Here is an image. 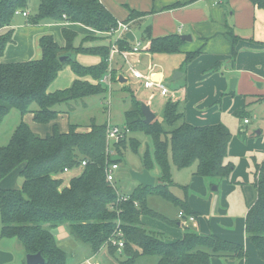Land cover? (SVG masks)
<instances>
[{"label": "trees", "instance_id": "trees-1", "mask_svg": "<svg viewBox=\"0 0 264 264\" xmlns=\"http://www.w3.org/2000/svg\"><path fill=\"white\" fill-rule=\"evenodd\" d=\"M37 2L36 14L27 20L29 25L76 23L100 34L118 26V20L100 0ZM251 2L264 7V0ZM31 4L32 0H0V56L14 43L12 26L17 12H27ZM141 15L132 10L124 22L129 23ZM62 34L66 42L63 47L53 36L40 39L42 57L38 60L0 64V125L12 109H17L22 119L9 143L0 146V182L17 169L21 170L23 178L20 189L0 188L1 237L16 239L25 255L40 252L45 264H68L69 260L55 246L52 231L64 223L70 224L74 233L91 245L94 254L107 247L119 264H136L143 257L155 258L156 264H212L213 258L232 262L246 259L247 252L242 245L213 234H202L184 227L182 239L166 242L156 232L148 230L142 217L172 223L147 206L149 195L161 196L178 206L185 215L196 214L187 198L179 199L166 190L164 184L145 189L140 187L129 194L127 200H119V194L107 182L106 171L110 165L121 162L128 139L110 146L108 124L98 126L92 123L88 126L89 132H79L83 126L71 124L65 134L55 125L52 134L41 137L23 121L24 116L31 113L35 122L48 124L61 113L59 106L80 101L76 105L85 106V99L107 93L106 87L100 83L93 85L82 79L90 76L100 81L107 74L110 48L78 47L75 45L78 37L75 31L64 27ZM231 36L232 57H235L237 38L233 32ZM90 38L96 39L94 36L86 39ZM184 43L180 35L173 34L150 39L144 48L154 55H175L181 53ZM117 45L121 50L129 51L133 43L125 37ZM100 51H103L102 62L98 66L78 64V54L100 55ZM201 54L202 51L186 53L181 69L186 70ZM62 56L68 59L61 62ZM66 65L72 67L79 79L68 89L50 93V85ZM220 65L216 64L211 70L218 71ZM236 115L241 117L242 113ZM125 126L133 134L144 133L151 137L154 161L161 169L164 182H170L172 165L177 170L195 166L194 175L216 187L228 181L234 171V164L228 161L232 134L227 127L223 124L194 126L187 123L176 101L167 102L163 122L156 118L146 124L141 102L132 97L125 112ZM131 146L137 149V145L131 143ZM143 160L145 169L151 171L154 162L150 156L145 155ZM83 161L86 166L82 174L72 179L69 187L62 188V181L56 176L65 169L81 167ZM255 178L257 199L248 210L245 230L259 257L264 260V162L256 165ZM112 207H118L119 214ZM179 226H184L182 221ZM113 240L124 242V255L118 254L117 247L111 243Z\"/></svg>", "mask_w": 264, "mask_h": 264}, {"label": "crops", "instance_id": "crops-1", "mask_svg": "<svg viewBox=\"0 0 264 264\" xmlns=\"http://www.w3.org/2000/svg\"><path fill=\"white\" fill-rule=\"evenodd\" d=\"M100 1L112 13V15L117 20H118L117 12L114 10L115 6L116 8L119 7L120 10H121V7L123 6L125 7V14L122 17V20H125V21L128 19L130 12L132 10L140 12V13H146V15L142 17V19H134L131 22L127 23L129 27L131 26V24H141L143 21H146L147 19H151L155 13L154 11H149L148 9H146L147 7H141L136 0H100ZM209 1H211L210 4H208ZM230 1H233V0H194V1H191L190 3H186L185 6L191 7V6H197L199 4H208V7L210 8L209 10L210 12H207L205 17L207 19V24L209 23L210 25V24H213V16L215 15L214 12H217V9L220 7L221 4L222 6H225L224 4L226 3L227 4L226 6H228L230 4ZM241 1H243L244 3V12L246 13V17L248 19V24L250 28L248 29L240 28V29L250 30V33H252L253 36H248L246 34L245 35H238V34L235 35V37L237 38V41L235 43V47L237 51L236 56L232 57L233 38L232 36L229 37L227 35L228 30H226L227 28L229 29L231 25L229 24L228 19L226 18L227 16L226 9L223 8L226 16H225V24L223 25L222 31L216 34L215 36H213L212 38L206 39V40L201 33H198V37H200V41L204 42L205 45H207L205 41H209V40L229 38V40L231 41V45L229 46V48L231 47V50L227 51V55L225 56V58L222 60H218L211 67L212 69L216 64L220 63L221 65L218 71L214 72L210 70L209 73H207L208 71L206 73L203 71V75L201 74V76L199 77L201 78V80L197 82L196 84L195 82H192L189 85H188L187 77L189 76V67L191 65L188 66L186 71H183L181 69L182 65L177 66V69H175L174 71V72H180L182 75L178 76V79L174 81L176 84H179L177 89L175 90L169 89L170 94L166 98H169L168 101L171 100V101L178 102V104L180 105V109L184 115V120L187 123H190L194 126H209V125L223 124V123H218L217 120L209 121L206 117L213 111L214 113L217 112L215 111L216 109L218 108L222 109V106L226 103L225 102L226 100H229L231 102L232 98L227 97V96L233 95L234 91L238 87L241 86L242 82H244L243 89H242L243 95H240L237 98H235L234 107L232 108V111H231L233 116L238 117L236 113H242V115L243 114L250 115L248 111L251 108L254 109V108H257V106L259 105H264V38L262 37V35L260 36L257 35L258 34L257 25L264 23V10L259 9L257 6L252 4L250 0H241ZM146 2H148V0H146L145 3ZM27 12H28V16L26 17L23 16L25 17L26 24L25 26L21 27V31L18 32L17 34H16L17 28L13 24L12 29L15 30L14 43L8 46L3 56H0V64L26 62L30 60L40 59L42 57V51L40 48L39 41L43 36H53L54 40L61 47L65 46L66 42L62 34V29L64 27L72 31H75L78 36H85L86 38L94 36L96 37L95 40H101L104 38L106 39L107 37L81 24H76V23H67V24L66 23L65 24L44 23L42 25H37V26L29 25L27 23V20L31 16V9L29 8ZM209 13H211V16L209 15ZM238 20L239 18H237V21L235 20L236 24ZM253 20L255 21L254 31H252V28H251V23L253 22ZM14 23H15V20H14ZM232 29L234 31V28ZM143 30L147 32L148 36H150V30L152 29L143 28ZM130 31H131V27H130ZM141 31L142 30H140V32ZM131 32L133 33V31ZM176 34L180 36H182V34L184 35L183 31L179 33L178 30ZM133 35L135 37V41H138L137 35L134 33ZM142 35L144 36V34ZM111 38H112V41L110 42L109 45L106 46L108 48H110L109 46L115 40V38L113 37ZM150 39L151 37L149 38V40ZM85 41H92V40L85 39ZM190 42H192V40L185 41V43H190ZM131 43H133L134 45V42H131ZM146 44L147 42L145 43V45ZM143 50H142L143 52L141 51L139 53V54L141 53L143 54H141L140 56H138L139 54L135 55L132 58V60L135 57L136 58L139 57V60H137V63L139 64L143 62V59H142L143 57H147L148 61L146 63L144 62L143 63L147 64L145 67H151V69L149 71H146L145 74L152 77V79L155 81H163L161 80V78H166V72H164L162 75L160 74L156 75V77L153 75V65H154L156 55L149 53L147 51V48H144ZM181 53H183L184 55V58H183V61H184L185 54L188 52L181 51ZM83 54L84 53H80L76 56L77 62L81 66L94 67V66H98L102 62L101 56L94 55L95 57H92V58H95L96 61L94 63L93 62L86 63L85 61L87 58ZM203 54L204 52H202L201 55ZM118 58L119 57L117 56L115 59L114 67L116 66V64L117 65L120 64L117 60ZM227 70H230V71H227ZM234 78L238 80L236 89L229 92L228 91L230 90L229 83ZM78 79L79 77L75 74L72 67L69 65H66L59 72L56 80L50 85L48 91L50 93H54L56 91L68 89ZM82 80H86L93 85H97L99 83V81H96L92 79L91 77L90 78L85 77ZM163 82L166 84L165 81ZM193 88L195 92L194 94H191L193 93ZM147 90H151V89H147ZM107 95H108V92L105 94V96ZM210 95L212 96L209 97ZM210 109H213V110L210 111ZM60 111L61 113L58 115L57 119L55 121L48 123V125L50 124L49 125L50 128H49V132L46 135H42L40 133L39 127L32 125L33 123H36L37 125L39 124L34 121L33 114L31 113L26 114L23 118V121L30 127L33 133L41 137H46L47 135L52 134L53 127L55 125H57L61 133L65 134V133H68L69 126L71 124L68 125L67 130L61 127L59 128V125L65 118L66 119L70 118V113L69 111H63V110H60ZM193 113H195L196 118H194ZM238 118H243V117L241 116ZM249 118L250 116L248 118L244 117L243 122L245 119H249ZM256 118L258 119L257 114H255V119ZM260 120L264 122V113H261ZM250 124L251 122H249L247 125H250ZM39 125H42V124H39ZM124 125H125V122H124ZM89 130L90 129L88 128V126L84 128L81 127L78 129L79 132H89ZM242 132H247V131H242ZM258 132H260V134H258ZM263 135H264V128H258L254 132V134H250L249 136L246 135L245 137H248V139H250L248 141H245L243 137L242 138L240 137L241 140H237L236 142L235 138L233 139V135H232L233 141H231L230 143L228 161L233 163L235 168H234V171L232 172L230 179L228 181L222 182L220 186L217 187L216 191H214L213 189L210 190V187H212V182H209L208 180H205L202 177L194 175L195 170H196L195 166L186 168L183 170H177L172 165V169H175L177 172L186 171L189 173L188 174L189 179L187 178L188 179L187 181L189 182L190 185L189 184L183 185L178 182L177 183L174 182L177 185V188H180V189L183 188L185 191L191 188L194 191H196V194L197 192L199 193L197 194V197H200V198L196 199L194 197L189 198L188 194L187 195L183 194L182 196V195H175L173 192V194L179 199L184 200L185 198H187V202L191 210L196 214L195 224H198V226L194 225V223H191L193 224L192 226L202 234H207V235L213 234L228 242L242 245L246 249V252H247L246 259H241V260L232 262L225 258H213L212 264H230L231 262L233 264H264V260L259 257L256 248L250 241L249 237L246 234V230H245V221H246L248 210L255 204L256 199H257V192H256L255 185H254L256 181L255 167L256 165L262 164L264 162V159L260 163L256 162V159H255L254 165H253L251 164L250 157H254L252 156V154L255 151L262 152L263 147H264L262 143L263 138H260V143L258 141L256 143L255 141H256V138H258V136L262 137ZM236 143L240 145V150H241V154H240L241 160L239 159L237 163H235L234 161L236 158H239L236 153V150L234 149V146ZM144 168L145 167L142 163V167L139 170H137V172H141L142 170H144ZM83 170H84V167L71 169V170H68L67 172L57 175L56 178L62 181V188H67L70 186L71 180L79 177L82 174ZM15 173L17 176L19 175L21 177L20 169H18V171H16ZM15 173L13 172L11 175H9L8 177L2 180V182L0 183L1 189H14V187H7V185L10 184V181L12 180L14 181ZM139 185L140 184L138 183V187ZM155 186H156V182H155ZM135 189L133 191H135ZM221 190L223 191L222 196L216 197L215 196L216 194L213 192L219 193ZM238 190H242L240 193L243 197V201L245 202V214L243 215V217H238L233 221L232 220L228 221L227 220L228 214H225L224 215L225 219H224L223 224L227 227L219 225V223L217 222V219L221 218V215H219V212L225 211L223 210L224 201L226 200L228 202L232 198H235ZM224 191H227L226 194H228L226 198L223 196L225 195ZM124 196H128V195H124ZM201 198L202 200H200ZM210 210L212 211V213L214 212V214L211 215ZM180 211L178 212V224H177L178 226L180 224V218H179ZM153 220L158 222V219H153L150 217H142V222L146 228L147 227L153 228L151 225V221L153 222ZM167 225L170 226L169 224ZM1 227H2V223H1V215H0V264H12L13 256L9 252L5 251L4 249H6L9 246L8 245L9 241L17 242V240L10 239V238H2L1 237ZM153 229H156V228H153ZM168 231H169L168 233H171L170 230ZM160 232H162L165 236H167V239H165L166 242H176L182 239L184 235L183 231H181L179 235L176 232V236L178 235V237H176L177 238L176 241H173V238L167 235L168 233L163 232L162 230ZM176 238H174V240ZM17 248L20 249L18 246V242H17ZM105 251L107 252V254L109 253V255L111 256L112 259L109 258V261L112 264H119L115 256H112L110 254L107 247H104L96 254L98 255V257H101V255L105 253ZM24 254L25 253L20 251L17 257V264H26V258ZM119 255H122V254H119ZM68 264H69V261H68Z\"/></svg>", "mask_w": 264, "mask_h": 264}, {"label": "rangeland", "instance_id": "rangeland-1", "mask_svg": "<svg viewBox=\"0 0 264 264\" xmlns=\"http://www.w3.org/2000/svg\"><path fill=\"white\" fill-rule=\"evenodd\" d=\"M136 1L139 3L141 7H147L146 9H148L149 11L155 12L151 19H147L146 21H143L141 24H131L130 26L131 31H133V33L137 35L138 42H141L143 43V45H145L146 42L150 41L149 40L150 37L151 39H155L171 34H176L177 30L182 28L184 35L192 36V42L184 43L181 47V51L204 52L203 55H200L190 64L191 66L189 67V76L187 77L188 85L192 82H195V84L199 82L201 80V78L199 77L201 76V74L203 75V71L205 73L208 71L207 73H209L211 67L215 64V62L224 59L225 56L227 55V51L231 50V47L229 48V46L231 45V41L229 40V38L205 41L207 43V45H205L204 42L200 41V37H198V33H201L206 40L212 38L213 36H215L216 34L222 31L223 25L225 24V16H226L224 9H226L227 12L226 18L228 19V22L231 25L229 29L228 28L226 29L228 30L227 35L229 37L231 36V32H233V35L246 34L248 36H253V34L250 33V30L240 29V28L243 29L250 28L248 24V19L246 17V13L244 12V3L241 0L230 1V4L228 6H226L227 5L226 3L224 4L225 6H222L221 4L220 7L217 9V12H214L215 15L213 16V24L210 25L209 23L207 24V19L205 15L207 12H210L209 11L210 8L208 7V4H210L211 1H209L208 4H199L197 6H191V7H187L185 6V4L190 3L191 1L194 0H148V2L146 3H145L146 0H136ZM37 5H38L37 0H32V4L30 6L31 15H35V13L37 12V10H35L37 9ZM257 7L259 9L264 10V7H259V6ZM114 10L117 12L118 22H124L125 20H122V17L125 14V7L124 6L121 7L120 10L119 7L116 8L115 6ZM141 14L142 15L136 17V19H142V17L146 15V13H141ZM209 15L211 16V13H209ZM237 18H239V20L236 24L235 20L237 21ZM25 24H26L25 17H23L21 13L17 14L15 16V23H14L15 27L17 28L16 34L21 31V27L25 26ZM254 27H255V21L253 20V22L251 23L252 31H254ZM257 27H256L258 30L257 35L259 36L262 35V37L264 38V23L258 24ZM143 28L152 29L150 30V36L147 35V32H145ZM232 28H234V31ZM140 30L142 31L140 32ZM141 33L144 34V36ZM102 35L105 37L107 36L106 39L104 38L101 40H95V38H90L89 40L92 41H85L86 39L85 36H78L75 40V45L78 47L83 46L84 48H96V49L106 47L107 45L110 44L112 38L111 36L108 35H104V34ZM100 53L101 54L99 56L102 55L103 51L102 52L100 51ZM141 54H139L138 56H140ZM83 55L87 58L85 61L86 63L88 62L94 63L96 61L95 58H92L95 57L94 55L91 54H83ZM118 57L119 58L117 60L120 64L118 65L116 64L115 67L113 64L111 68V77L114 81L113 94H111V96L109 95L105 96L104 94L97 95L85 99L83 101L86 103L85 106L82 104H79L78 106L76 105L77 103H81L82 101L69 102L68 104H63L59 106L58 110L69 111L70 113V118L69 119L65 118L60 123L59 128L61 127L67 130L69 124L80 125L83 126L82 128H84L91 125L92 123L98 126L112 123L113 125L122 127L124 126V122H125V112L130 107V100L132 99V97L134 99H137L141 103L149 105L152 111L157 115L158 121L163 122L164 109L169 98L160 96V94L157 93L156 90L145 89L139 80L138 81L135 80L132 77V75H130V73L125 71L127 70L128 65L122 63L123 62L122 58L120 56ZM183 58H184L183 53H179L175 55H156L153 65V75L156 77V75L159 74L162 75L164 72H166V78H161V80L166 82V85L168 86L169 89L171 90L177 89L179 84H176L175 82H170L169 80L174 76L175 74L174 71L175 69H177V66L182 65L181 63L183 62ZM142 59L144 63L148 61L147 57H143ZM137 60H139V57L138 58L135 57L133 60H131L132 62L131 64L136 69H139L144 73H146V71H149L151 69V67H145L147 64H144L143 62L138 64ZM107 63H108L107 73H109L110 66L108 60ZM183 71L186 70L184 69ZM120 75L127 80L126 83L119 82ZM86 77L90 78V76H86ZM243 84L244 82H242L241 86L234 91L233 95L227 96L232 98L231 102L229 100H226L225 101L226 103L222 106V109L218 108L215 110L217 112L214 113L213 111L206 117L209 121L217 120L218 123H223V125H225L231 131L233 135V139L235 138L236 142L237 140H241L242 137L244 138L245 141H248L250 139H248V137H245L246 135L249 136L250 134H254V132L258 128H264V122L260 120L261 113H264V105H259L257 106V108L254 109L251 108L248 111L250 115L248 114L242 115L243 118L244 117L248 118L250 116L249 118L251 122L250 125L244 124L243 118L235 117L231 113L232 108L234 107L235 98H237L240 95H243L242 94ZM228 91L230 92V90ZM194 92L195 91L193 88V93L191 94H194ZM211 96L212 95H210L209 97ZM212 110L213 109H210V111ZM193 114H194V118H196L195 113ZM255 114H257L258 119L257 118L255 119ZM21 121L22 119L20 112L17 109H12L10 114L3 120V122L0 125V146H5L9 143V140L11 139L14 130L21 123ZM32 125L39 127V131L42 135H46L49 132L50 124L37 125L36 123H33ZM164 129H166L167 131L170 130L167 127H164ZM241 130L247 132H242ZM126 138L128 139L127 148L126 150H124V153L121 156V162L119 163L120 168L116 173L117 177L115 179V187L117 188L119 194L129 195L132 192H134L133 190L135 188H137L135 190L140 189L141 186L139 185L138 187L137 181H135L131 176V171L139 170L142 167L144 156L148 154L151 160L154 162V166L150 172L154 177H156V186L164 184V188L170 191L172 194L174 192L175 195L183 196V194L184 195L188 194L189 198L192 197L196 199L200 198L197 197V194L199 193L197 192L196 194V191H194L191 188L188 189L187 191H185L183 188L181 189L177 188V185L175 184L177 182L183 185L189 184V182L187 181L189 179L188 178L189 173L186 171L177 172L175 169H172L170 182L162 181L161 169L159 168L158 164L154 161V147L151 137L147 136L144 133H134V134L130 133ZM260 138H263L262 143L264 145V135L262 137L258 136L255 142L257 143L258 141L260 143ZM131 143L137 145L136 150L134 149V147L132 148ZM234 149L236 150V153L239 157L234 160L235 163H237L238 160L240 159V154H241L240 145L236 143ZM252 156L254 157H250L251 164L254 165L255 159L256 162L260 163L264 159V147L262 152L255 151L252 154ZM16 171H18V169L15 170L14 173ZM22 184H23V178L20 177L19 175L17 176L15 173L14 181L13 180L10 181V184L7 185V187H14V189L16 188L18 189V188H22ZM213 187L215 186L210 187V190L213 189ZM241 191L242 190H238L235 198H232L230 201L227 202L226 200L225 201L223 200L224 201L223 210L225 211L219 212V215H221V218L217 219L219 225L225 226L223 224L225 219L224 217L225 214H228L227 217L228 221L231 220L233 221L238 217H243V215L245 214V202L243 201V197L240 193ZM224 192L225 195L223 196L226 198L228 194H226L227 191ZM213 193L216 194L215 195L216 197L219 196L221 197L223 191L221 190L219 193L217 192H213ZM200 200H202V198ZM147 206L150 209L162 214L163 216L167 217L169 220L172 221V223L168 221H159V220L158 222L154 220L153 222L151 221L152 227L158 229L159 231L147 227L148 230L156 232L158 236L162 237L163 239H167V236H165L162 232H160L161 230L166 233H168L169 232L168 230H170L171 233H168L167 235L173 238V241H176L177 240L176 237H178L181 231H184V227L195 229L192 226L193 224H191L189 221L187 222L182 221L184 226H178L177 225L178 212L180 211V208L175 204L165 200L159 195H149L147 197ZM210 213L211 215L214 214V212L212 213L211 210ZM165 223L169 224L170 226H168ZM194 225L198 226V224H194ZM176 232L178 234L177 236H176ZM174 238L176 239L174 240ZM18 246L21 252L24 253L23 248L19 244ZM118 254L124 255L119 251ZM101 258H103L105 263L108 262L107 264H112L109 261V258L110 259L112 258L109 255V253L107 254L106 251L101 255ZM136 264H156V259L143 257L138 259Z\"/></svg>", "mask_w": 264, "mask_h": 264}, {"label": "built area", "instance_id": "built-area-1", "mask_svg": "<svg viewBox=\"0 0 264 264\" xmlns=\"http://www.w3.org/2000/svg\"><path fill=\"white\" fill-rule=\"evenodd\" d=\"M22 14L23 16H28V12H22L18 11L17 14ZM179 33H181L182 29L178 30ZM130 31V27L127 23L125 22H118V26L116 29H111L108 32H105V35L111 36L115 38L114 42L110 45V52H109V57H108V62L110 66V72L105 74L99 83L103 86L106 87L108 95L111 96L113 92V79L111 77V68L115 62V56L118 55L122 58L123 62L128 65L126 72L130 73L132 77L135 80H139L145 89H151V90H156V92H159L160 96L162 97H168L170 94V90L167 87V85L163 81H155L153 80L149 75H146L144 72L136 69L131 63L132 58L135 55H138L142 49L144 48L143 43L135 41L134 45L131 50L126 51V50H121L119 46L117 45V42L119 40H122L126 37V34ZM127 38V37H126ZM250 121L249 119L244 120V124H248ZM130 130L124 125L122 127L113 125L112 123H108V129H107V136H108V143L110 146L113 144L119 142L121 139L126 138L130 134ZM86 162L83 161L81 164V167H85ZM120 168L119 163H115L109 166V168L106 171V179L109 184L113 186V188L117 191V188L115 187V179H116V173ZM69 169H65L64 172H67ZM118 193V191H117ZM119 194V193H118ZM119 200L124 201L127 200V196H121L119 194ZM111 209H114L118 214H119V209L118 207H112ZM179 218L181 221H189L190 223L196 222L195 216L194 215H185L182 211L179 213ZM112 245L117 247L119 252H122L124 250V242L122 240H113L111 241Z\"/></svg>", "mask_w": 264, "mask_h": 264}, {"label": "clouds", "instance_id": "clouds-1", "mask_svg": "<svg viewBox=\"0 0 264 264\" xmlns=\"http://www.w3.org/2000/svg\"><path fill=\"white\" fill-rule=\"evenodd\" d=\"M54 233L55 246L69 260V264H105L103 258L93 253L91 245L74 233L68 223L57 225L52 230ZM8 247L4 249L13 256L12 264H17L20 249L16 241H9Z\"/></svg>", "mask_w": 264, "mask_h": 264}, {"label": "water", "instance_id": "water-1", "mask_svg": "<svg viewBox=\"0 0 264 264\" xmlns=\"http://www.w3.org/2000/svg\"><path fill=\"white\" fill-rule=\"evenodd\" d=\"M126 37L131 41L135 42V37L132 32H128L126 34ZM183 41H191L192 37L189 35H183L180 36ZM67 56L60 57V61L64 62L67 60ZM182 75L180 72H175L173 78L170 80V82H174L178 79V76ZM120 83H126L127 80L124 79L122 76L119 77ZM238 83V80L236 78L232 79L230 82V91H233L236 89V85ZM141 111L144 116V122L146 124H150L157 118V115L152 111L151 107L147 104L141 103ZM260 134V132H258ZM132 178L137 181L142 188H152L155 186L156 178L151 175V173L144 168L141 172L137 171H131ZM213 190L216 191L217 187H213ZM45 259L43 255L38 252L36 254H27L26 255V264H45ZM230 264H233L232 262Z\"/></svg>", "mask_w": 264, "mask_h": 264}]
</instances>
